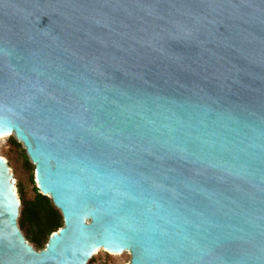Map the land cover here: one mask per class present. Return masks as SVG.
<instances>
[{
  "label": "water",
  "instance_id": "water-1",
  "mask_svg": "<svg viewBox=\"0 0 264 264\" xmlns=\"http://www.w3.org/2000/svg\"><path fill=\"white\" fill-rule=\"evenodd\" d=\"M0 137V264H264V0H0Z\"/></svg>",
  "mask_w": 264,
  "mask_h": 264
},
{
  "label": "trees",
  "instance_id": "trees-1",
  "mask_svg": "<svg viewBox=\"0 0 264 264\" xmlns=\"http://www.w3.org/2000/svg\"><path fill=\"white\" fill-rule=\"evenodd\" d=\"M14 143L15 138H11ZM27 161L29 158L26 153ZM17 191L21 201L20 215L18 218L19 227L26 232V239L34 244L36 248L42 249L50 235L63 226V216L60 210L54 205L52 199L36 188V194L28 199L25 196L23 186L17 184Z\"/></svg>",
  "mask_w": 264,
  "mask_h": 264
},
{
  "label": "rangeland",
  "instance_id": "rangeland-1",
  "mask_svg": "<svg viewBox=\"0 0 264 264\" xmlns=\"http://www.w3.org/2000/svg\"><path fill=\"white\" fill-rule=\"evenodd\" d=\"M11 138L12 137H0V157H2L6 161L7 166L9 167L10 172L12 173L16 188H17V184L20 183V185L23 186L25 196L28 199H31L36 194L35 170L25 161V157L22 149L19 147L18 144L14 143V141ZM21 231L25 236L26 235L25 230L21 229ZM28 242L34 246V244L29 240ZM45 246L43 248H45ZM36 249L41 250L39 248ZM125 263H126V254L108 256L98 252H94L92 257L87 261L86 264H125Z\"/></svg>",
  "mask_w": 264,
  "mask_h": 264
}]
</instances>
